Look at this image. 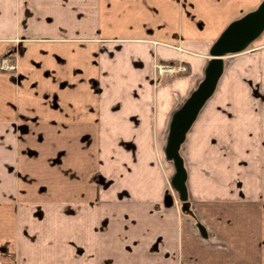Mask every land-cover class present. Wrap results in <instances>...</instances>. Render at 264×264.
<instances>
[{
    "label": "crops",
    "instance_id": "obj_1",
    "mask_svg": "<svg viewBox=\"0 0 264 264\" xmlns=\"http://www.w3.org/2000/svg\"><path fill=\"white\" fill-rule=\"evenodd\" d=\"M262 2L0 0V61L18 59L0 71V264H257L264 33L224 59L183 144L203 184L224 176L195 185L217 241L165 206L163 154L212 46ZM158 64L189 71L157 85Z\"/></svg>",
    "mask_w": 264,
    "mask_h": 264
},
{
    "label": "water",
    "instance_id": "obj_2",
    "mask_svg": "<svg viewBox=\"0 0 264 264\" xmlns=\"http://www.w3.org/2000/svg\"><path fill=\"white\" fill-rule=\"evenodd\" d=\"M264 33V0L260 6L232 22L217 39L210 50L212 60L207 66L205 78L190 98L173 115L170 122L169 137L166 146V157L174 162L176 173L172 183L180 193L183 203L187 201V171L181 155V148L187 134L196 122L199 113L216 92L224 73V59L230 55L245 52ZM169 196L166 207H172ZM187 209V206H184Z\"/></svg>",
    "mask_w": 264,
    "mask_h": 264
},
{
    "label": "rangeland",
    "instance_id": "obj_3",
    "mask_svg": "<svg viewBox=\"0 0 264 264\" xmlns=\"http://www.w3.org/2000/svg\"><path fill=\"white\" fill-rule=\"evenodd\" d=\"M235 60L229 59L226 62V68H225V72L228 74L232 64H234ZM220 89V88H219ZM222 91V88L221 90ZM217 92V93H220ZM255 96L257 97H262L264 98V96L262 94H260L258 91H255ZM167 143V142H166ZM189 154V157H188ZM181 155L182 158L184 160V166L187 172H189L188 170L191 171V169H194V171H191V181L186 183L187 185V193H188V198L187 201L185 203H183L180 199V193L178 191V189L173 185L172 180L173 177L176 173V169L174 166V162L170 159H168L166 157V153L164 152L163 154V161L165 163L164 168H166V171L168 173V180H169V185H168V189H169V194L168 196L171 198V200L173 201V205L172 207H174L178 212L181 213H186L187 215H189V217L193 220V222L197 227V230L199 232V234H201L202 237H205L207 240H215L217 241V229L216 227H212V224H210V221H206V219L204 217H207L208 215L206 214V212H201L198 208V204H200V202L203 203L202 199L198 197V194L200 193V191L202 192V185H206L207 183L210 182H214L217 180L220 182H222L224 176H222V179L219 177H216V175L211 176L210 178H212L209 181L202 182V174L201 172H199V166L195 165L192 168L189 165V161H190V152L188 151L186 146H183L181 148ZM189 159V161H188ZM228 179V177H226ZM197 179L201 180V183L199 185V193H196V191L198 190L197 187L195 186L197 183ZM226 180V179H225ZM220 182V184H221ZM233 192L237 191L236 188V184H233ZM214 191L220 192V190H215L214 188H212ZM242 192V191H241ZM254 193H256V191L254 190ZM244 194V193H242ZM235 202V200L232 201V204ZM184 206H187V209H184ZM190 219V220H191ZM262 224V229L259 231L260 233V238L264 239V215H263V220L260 222ZM215 229V230H214ZM219 232V230H218ZM264 241V240H263ZM245 244L243 243H239L238 242V248L242 249L244 247ZM256 248V246H255ZM257 256V257H256ZM253 257L255 262L257 261V264H264V242H262V244H259L256 252H253ZM94 264H101V263H94ZM177 264H186L185 262H178Z\"/></svg>",
    "mask_w": 264,
    "mask_h": 264
},
{
    "label": "built area",
    "instance_id": "obj_4",
    "mask_svg": "<svg viewBox=\"0 0 264 264\" xmlns=\"http://www.w3.org/2000/svg\"><path fill=\"white\" fill-rule=\"evenodd\" d=\"M17 70V61L4 57L0 61V71L12 72ZM188 67L181 64H171V65H155V82L160 85L163 81L167 79H172L177 76L187 74Z\"/></svg>",
    "mask_w": 264,
    "mask_h": 264
},
{
    "label": "flooded vegetation",
    "instance_id": "obj_5",
    "mask_svg": "<svg viewBox=\"0 0 264 264\" xmlns=\"http://www.w3.org/2000/svg\"><path fill=\"white\" fill-rule=\"evenodd\" d=\"M4 57H7V58L12 59V60H16V61L18 60L17 59V52L14 49L11 50V51H9V53H7L6 55H4ZM17 63H18V61H17Z\"/></svg>",
    "mask_w": 264,
    "mask_h": 264
}]
</instances>
